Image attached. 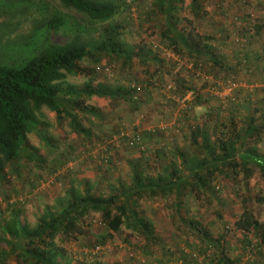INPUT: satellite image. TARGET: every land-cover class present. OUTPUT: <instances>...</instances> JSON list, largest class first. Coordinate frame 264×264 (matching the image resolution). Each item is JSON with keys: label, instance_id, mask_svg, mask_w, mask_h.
Here are the masks:
<instances>
[{"label": "rangeland", "instance_id": "1", "mask_svg": "<svg viewBox=\"0 0 264 264\" xmlns=\"http://www.w3.org/2000/svg\"><path fill=\"white\" fill-rule=\"evenodd\" d=\"M153 1L126 0V8L116 21L121 24L124 21L128 43L143 42L147 49H157L153 54L163 58L165 63L157 67L158 61L147 64L137 57L126 67L108 57H101L97 63L92 59L80 62L77 73L67 77L65 86L79 88L93 76L110 86H125L130 82L144 85V91L136 102L96 98L87 101L86 105L94 107L102 115L86 117L78 113L82 116L83 126L93 131L90 138L72 133L68 117L58 121L53 112L43 108L38 130L28 135L30 144L38 148L43 157V166L40 169L32 165L21 168V177L10 175V184L0 188V225L8 207L13 206L21 209L24 219L33 226L42 208L54 203V199L61 196L72 182L82 190L84 181H87L92 192L107 195L120 183H129V164L141 155L151 163L147 171L152 174L161 172L169 159H166L168 155L160 156L158 152L167 149L172 154L176 148L187 147L189 143L185 135L194 125L206 124L209 132L213 131L212 117L219 108L210 91L214 82L221 85L224 81L234 80L239 88L244 89L240 97L242 103L237 108L234 104L221 111V120L225 124H229L227 117L231 110L238 125L246 119V113L261 120L264 114V68L262 79L256 80L248 73L247 63L239 54L250 45L259 46L261 43L262 36L255 32L254 25L261 26L262 30L264 0H205L203 7L207 15L199 19H193L190 14V0L175 4L178 28L187 26V20L199 33L212 36V45L219 48L217 58L225 57L220 66L230 68L225 73L218 72L219 66L210 60L194 67L190 58L171 52L167 40L162 37L164 18L153 6ZM44 5L49 13L56 9L55 0H0V63H10V52L3 51L7 43L21 40L34 31L35 38L39 37L40 32L36 30L47 12ZM52 40L60 42L64 37L59 33ZM18 45H13L15 50ZM19 47L24 50L16 51L24 55L33 45ZM238 60L245 64H236ZM106 65L113 68L108 67L114 73L113 77L109 76L110 72L106 74ZM248 76H251L250 80ZM166 85H173V92L168 93L164 88ZM254 86L257 91L250 97L245 90H252ZM185 97L193 108V116L178 102L179 98ZM117 128L125 129L129 135L139 131L148 151L143 154L125 146L120 140L122 133L113 138ZM152 129L159 131L155 136H146L145 132ZM46 141L51 146H46ZM263 144L264 135L258 144L261 153ZM175 160L179 163L178 159ZM215 182V191L201 195V198L197 197V190L189 191L188 188L178 211L174 209L173 195L165 199H140L138 208L154 223L155 240L145 239L124 228L103 239L107 232L101 225L100 215L90 213L83 220L85 233L63 246L73 261L98 260L103 264H215L222 256L229 260L238 258L239 264H264V245L260 244L254 232L245 233L234 226L241 213V199L246 197L250 198L254 216L264 222V202H260L264 200V176L255 171L247 181L243 174H239L236 180L220 177ZM188 221H196L204 227L212 237V243L193 231L186 223ZM216 240L221 245H217ZM7 264L16 262L12 258Z\"/></svg>", "mask_w": 264, "mask_h": 264}, {"label": "trees", "instance_id": "2", "mask_svg": "<svg viewBox=\"0 0 264 264\" xmlns=\"http://www.w3.org/2000/svg\"><path fill=\"white\" fill-rule=\"evenodd\" d=\"M204 1L190 0L188 7L193 19L207 15L203 7ZM179 2L182 3L183 0L153 1V6L164 18L162 37L167 40L171 52L190 58L194 67L210 60L219 66L218 72L230 70L228 66H220L225 57L217 58L219 48L212 45V36L199 33L191 21L187 20V26L178 28V9L175 4ZM55 4V11L50 13L47 6H43L47 12L36 30L40 32L39 37L35 38L34 31L21 40L7 43L3 49L4 52L9 51L11 57L10 63H0V188L10 184V175L20 176L21 168L32 165L40 169L43 166L44 160L39 149L28 140V135L36 132L41 124L43 108L53 112L58 121L68 117L72 133L78 137L90 138L93 137V131L83 126L82 116L78 113L86 117L102 115L94 107L86 105L87 101L96 98L136 102L139 94L144 91V85L130 82L125 86H110L93 76L79 88L65 86L67 77L77 73L80 62L92 59L97 63L101 57H108L126 67L137 57L147 64H154L156 60L157 67L165 63L163 58L153 54L157 49H147L143 42L128 43L124 21L122 24L116 21V17L126 8V0H55ZM254 27L255 32L262 36L260 47L264 46V24L262 30L261 26ZM59 33L64 40L53 41L52 37ZM18 44L28 48L33 45V48H27L29 52L23 55L20 52L24 49ZM13 45H18L16 50L20 52ZM251 46L255 47H249ZM243 52L246 50L240 52L239 56L244 57L247 63L248 57ZM234 56H237L235 52ZM16 63L19 64L15 65ZM237 63L245 64L239 60ZM108 67L113 70L106 65ZM112 75L113 72L110 77ZM105 77L111 79L109 76ZM153 79L156 80L154 77ZM217 84L218 82H214L210 87H216ZM167 86L164 87L165 90L173 92V85L169 89ZM255 88L256 86L252 90H245L246 94L255 96ZM243 90L237 88L232 97L225 101L210 90L220 108L215 111V117H212L213 131L209 132L206 124L194 125L185 135L189 143L187 147L176 148L172 154L167 149L158 152L160 156L168 155L166 159L169 160L157 174L147 171L151 163L141 155L133 164H129V183H120L107 195L92 192L87 181H84L85 188L82 190L72 182L61 196L54 199V203L42 208L36 215L33 226L24 219L21 209L9 206L0 225V264H7L12 258L16 264H103L98 260L73 261L63 246L85 233L83 220L90 213L100 215L101 225L107 232L103 239L124 228L145 239L155 240L154 223L138 208L140 199H165L173 195L174 209L178 211L181 199L188 194V188L189 191L197 190V197L201 198V195L215 191L217 178L236 180L239 174H243L247 181L255 171L264 176V151L261 153L258 148L264 135V114L261 120H256L246 113V119L238 125L231 110L227 117L229 124L221 120L222 110H227L229 105L234 104L237 108L242 103L240 97ZM188 105L190 108L186 112L192 115L190 101ZM117 129L113 138L122 133L120 140L125 146L143 154L148 151L139 131L131 132L130 135L125 131L123 136L125 129ZM158 131L152 129L145 134L155 136ZM160 131L163 132L161 129ZM49 145L50 142L46 141V146ZM250 203V198L241 199V213L234 226L245 233L253 231L260 244L264 245V222L254 216ZM186 223L193 231L205 237L204 240L212 243V237L204 227L196 221ZM216 243L221 245L219 240ZM223 263L239 264L238 258L229 260L223 256L215 264Z\"/></svg>", "mask_w": 264, "mask_h": 264}, {"label": "crops", "instance_id": "3", "mask_svg": "<svg viewBox=\"0 0 264 264\" xmlns=\"http://www.w3.org/2000/svg\"><path fill=\"white\" fill-rule=\"evenodd\" d=\"M253 50V51H252ZM246 53V57H248L247 61V67H248V73H251L252 77L256 80L262 79V70L264 68V46L255 45L249 47L246 49V52H243V55ZM235 57V56H234ZM254 72H252V70ZM244 75V74H243ZM249 80L251 79V76H248Z\"/></svg>", "mask_w": 264, "mask_h": 264}, {"label": "built area", "instance_id": "4", "mask_svg": "<svg viewBox=\"0 0 264 264\" xmlns=\"http://www.w3.org/2000/svg\"><path fill=\"white\" fill-rule=\"evenodd\" d=\"M104 69H105L106 74H107V72H110V70L108 68H104ZM109 76H111V72H110ZM167 87L169 89L171 87V85H169ZM239 87L240 86L236 82H234L232 80H227V81L221 83V85H219V83H218L217 86L212 87L211 90H212V93L214 95L218 96L221 100L225 101L226 99L232 97L233 92ZM188 101H189L188 97L187 98L185 97L182 99L179 98V100H178V102L182 106V108H186V109L190 108V106L188 105ZM123 136H125V132L123 133Z\"/></svg>", "mask_w": 264, "mask_h": 264}]
</instances>
